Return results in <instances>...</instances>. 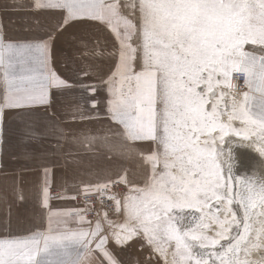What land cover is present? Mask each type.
Segmentation results:
<instances>
[{
  "label": "snow or ice",
  "instance_id": "snow-or-ice-1",
  "mask_svg": "<svg viewBox=\"0 0 264 264\" xmlns=\"http://www.w3.org/2000/svg\"><path fill=\"white\" fill-rule=\"evenodd\" d=\"M33 7L58 15V29L94 23L114 34L116 64L101 82L120 142L84 131L79 139L135 154L149 174L142 186L122 174L83 188L86 200L114 202L122 223L92 204L51 212L43 230L0 237V264H120L110 241L124 247L134 239L163 264H264V160L251 175H236L224 147L229 136L255 138L264 157V0H36ZM50 40L0 32V143L7 111L28 115L50 104L51 89L74 86L52 69ZM145 141L148 154L132 146ZM117 185L129 187L123 198L111 192ZM43 196L48 208L47 183Z\"/></svg>",
  "mask_w": 264,
  "mask_h": 264
},
{
  "label": "crops",
  "instance_id": "crops-1",
  "mask_svg": "<svg viewBox=\"0 0 264 264\" xmlns=\"http://www.w3.org/2000/svg\"><path fill=\"white\" fill-rule=\"evenodd\" d=\"M35 2L0 0V32L17 41H40L51 36V67L74 86L51 89L50 104L30 109L28 115L22 116L19 111L5 113L0 143V237L9 232L23 237L31 230L46 228L51 212L82 209L72 197L84 194L83 188L90 183L126 174L131 184L142 186L148 176L141 157L132 154L125 158L100 141L88 145L79 139L84 131L107 136L113 144L120 142V129L106 118L107 93L101 82L116 64L118 41L114 34L94 23L58 29L61 18L50 11L34 9ZM82 43H87V49ZM81 84L95 85L98 90L89 94ZM93 101L97 102L96 108L91 107ZM26 125L37 133L35 137L26 135ZM132 146L144 154L153 148L147 141ZM45 183L50 194L48 208L43 205ZM121 193L116 195L121 197ZM109 218L116 223L124 221L122 215ZM105 229L108 231L107 225ZM143 244L134 239L118 247L110 241L108 247L120 264H163Z\"/></svg>",
  "mask_w": 264,
  "mask_h": 264
},
{
  "label": "bare ground",
  "instance_id": "bare-ground-1",
  "mask_svg": "<svg viewBox=\"0 0 264 264\" xmlns=\"http://www.w3.org/2000/svg\"><path fill=\"white\" fill-rule=\"evenodd\" d=\"M232 137L235 140H238L239 144L246 146V148L249 149L257 158H259V159L261 158V160H264V157H261L260 153L256 151L257 145L253 142L255 138H253V140L244 141L239 137H235V136H232ZM237 145H236L237 151H235V153L233 154V161L232 162L234 164H236V163L239 164L237 167L240 166L239 168H242L244 174L248 173L249 175H251L257 162L254 159H252V157L247 152H244V150H242V149L240 150V146L237 147ZM234 170H235V168H234ZM260 172L264 175V168H261ZM239 173H240V175L242 174L241 169H240ZM244 174H242V175H244ZM257 258H258V254H257Z\"/></svg>",
  "mask_w": 264,
  "mask_h": 264
},
{
  "label": "built area",
  "instance_id": "built-area-1",
  "mask_svg": "<svg viewBox=\"0 0 264 264\" xmlns=\"http://www.w3.org/2000/svg\"><path fill=\"white\" fill-rule=\"evenodd\" d=\"M240 85L242 86L243 85V79L241 78L240 81H239ZM244 87L241 88V91H243ZM123 191V187L122 185H117V186H114L112 189H111V192L112 193H120ZM53 194L55 195V192H53ZM78 204L80 205V207L83 209L86 207V205L88 204H92L94 206V211L95 212H99L101 215L104 213V212H107L109 216H115L117 215L115 212H114V202L112 204H110L107 199L105 198V201L104 203L102 204L100 202V200L98 198H93L91 201L89 200H86L85 199V196L84 194L82 195H78ZM98 218L97 215L95 214H89L87 216V219L88 220H91V221H94Z\"/></svg>",
  "mask_w": 264,
  "mask_h": 264
},
{
  "label": "rangeland",
  "instance_id": "rangeland-1",
  "mask_svg": "<svg viewBox=\"0 0 264 264\" xmlns=\"http://www.w3.org/2000/svg\"><path fill=\"white\" fill-rule=\"evenodd\" d=\"M125 11V14H127V10L125 9L124 10ZM249 48L251 47V46H248ZM236 126H240L239 125V123L237 122V124H236ZM237 144H239V142H238V140H235L232 136H229V137H226V141H225V145H224V147H225V149H228V148H231L232 149V152H233V154L235 153V151H237L236 150V145ZM241 150V149H240ZM233 163V162H232ZM237 164V163H236ZM234 164L233 163V172H234V174H236V175H240V169H241V173L242 174H244V172H243V170H242V168H239V167H237L239 164ZM147 167H148V165H146ZM234 168H235V170H234ZM148 174H149V167H148ZM241 174V175H242ZM262 174V173H261ZM244 175H249L248 173H246V174H244ZM263 175V174H262ZM243 176V175H242ZM122 187H123V191H122V193H121V198H123L125 195H126V193L129 191L127 188L125 189L124 188V186L122 185ZM78 196V195H77ZM76 196V197H77ZM77 204H78V197L76 198V200H74ZM236 206L234 205V208H235ZM123 216V215H122ZM123 220H124V216H123ZM163 262V261H162Z\"/></svg>",
  "mask_w": 264,
  "mask_h": 264
},
{
  "label": "water",
  "instance_id": "water-1",
  "mask_svg": "<svg viewBox=\"0 0 264 264\" xmlns=\"http://www.w3.org/2000/svg\"><path fill=\"white\" fill-rule=\"evenodd\" d=\"M238 145L240 146V149L244 150V152H247L256 162L261 161V158H257L249 149L246 148V146L241 144Z\"/></svg>",
  "mask_w": 264,
  "mask_h": 264
}]
</instances>
